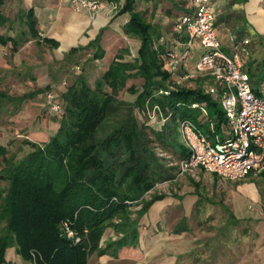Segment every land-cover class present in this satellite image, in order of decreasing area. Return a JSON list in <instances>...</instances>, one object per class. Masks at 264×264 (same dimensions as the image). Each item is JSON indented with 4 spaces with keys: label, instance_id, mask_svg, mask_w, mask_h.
<instances>
[{
    "label": "trees",
    "instance_id": "obj_1",
    "mask_svg": "<svg viewBox=\"0 0 264 264\" xmlns=\"http://www.w3.org/2000/svg\"><path fill=\"white\" fill-rule=\"evenodd\" d=\"M115 1L120 3L117 13L131 14L123 29L141 40L138 56L127 60L130 49L120 48L93 83L84 69L77 74L63 93L60 127L47 141L24 140L32 147L24 157L9 155L0 143V178L8 182L0 190V264H18L8 256L11 249L23 264H87L93 252L117 256L121 247L137 246L142 216L166 196L147 193L174 177L175 167L168 164L173 159L158 155L156 146L178 159L188 157L180 130L184 120L212 139L224 138L227 119L220 100L201 81L195 86L177 83L169 68L172 37L182 33L175 30L166 37L147 20L139 0ZM7 20L0 8V24ZM29 24L36 34L33 17ZM8 39L15 41L0 36L4 43ZM79 49H90V59L104 56L99 36L87 46L71 48L68 57ZM134 76L144 79L141 89L128 87L137 93L136 100L120 98ZM4 99L13 98L0 90V104ZM150 109L157 112V125L137 116L136 110L148 115ZM108 227L116 238L102 242Z\"/></svg>",
    "mask_w": 264,
    "mask_h": 264
},
{
    "label": "crops",
    "instance_id": "obj_2",
    "mask_svg": "<svg viewBox=\"0 0 264 264\" xmlns=\"http://www.w3.org/2000/svg\"><path fill=\"white\" fill-rule=\"evenodd\" d=\"M107 2L103 0L102 7L95 12L74 5L68 0H4L0 6L8 19L5 24H0V36L15 39V41L8 39L5 43L0 41V90L13 98L4 99L0 108L5 109V116L8 118L6 123H16L30 140L47 141L60 127L61 114L50 110L46 92L54 91L57 99L63 104V93L68 88L66 72L77 66L75 62L73 63L74 57L79 59L85 54L88 55L85 58L88 62L96 61L95 63L99 62L104 66L103 74L120 48L128 47L131 51V47L136 46L137 54L134 57L138 56L141 40L128 36L123 29L131 14L116 13L117 10H112ZM139 2V8L146 11V18L158 24L166 37L175 32L176 17L193 9L192 0H139ZM213 2L216 10L214 26L223 49L227 53H232L236 42L248 49V53L241 54L242 66L250 75L254 91L263 94L264 0H213ZM30 10L37 28L36 34H33L30 28L29 21L32 18ZM98 36L104 49L103 57L91 60L90 49H79L77 56L68 57L71 48L87 46ZM44 37L53 38L59 44L53 46L45 42ZM189 37L186 32H182L181 38L172 37L174 50L182 57L180 63L173 69L177 83L190 76L195 75V78L202 76L195 69L202 47L197 38L189 45ZM206 78L204 90L207 83H211L210 78ZM5 126L10 133L15 130L11 125ZM2 129L4 128H0L2 132H6ZM9 138L15 139L10 136ZM262 172L258 173L259 178L256 181L247 179L248 174L242 178L229 180L225 194L227 204L223 202L231 218L254 219L251 221L254 225L252 235L245 236L241 246L243 264H264V218L258 211L264 203ZM215 174L224 177L216 172L198 168L195 183H200L201 178H211L217 184L223 183ZM199 196L200 191L193 188L182 194L165 196L157 201L158 203H154L156 207L154 206L152 210L156 212L158 209L161 213L164 229L159 237L150 236L143 230L146 225L142 218L148 217L149 210L152 211L149 208L140 220V242L145 237L146 243L148 241L149 244L160 243L162 252L167 254V260H177L190 255L199 239V236L195 235L190 219ZM174 205L180 213V219L170 229L167 225V216ZM252 205L257 209H253ZM110 237H116L112 227L106 229L102 242ZM139 246L125 245L120 248L117 256L93 252L87 264H135L136 260L128 256V252L137 248L140 251L148 250ZM14 260L18 264H23L20 256Z\"/></svg>",
    "mask_w": 264,
    "mask_h": 264
},
{
    "label": "built area",
    "instance_id": "obj_3",
    "mask_svg": "<svg viewBox=\"0 0 264 264\" xmlns=\"http://www.w3.org/2000/svg\"><path fill=\"white\" fill-rule=\"evenodd\" d=\"M68 1L94 12L103 5V0ZM107 4L112 10L120 7L115 0ZM192 6L191 12L176 17L175 30L188 33L189 45L194 38L198 39L202 52L195 69L199 75L210 78L205 91L219 97L227 120L223 127L224 138L216 136L214 139L190 121H181L180 130L190 155L170 163L177 164L179 172H189L192 176L198 168L232 180L245 177L251 171L258 174L264 170V93L254 91L250 75L243 69L241 54L248 53V49L239 42L235 43L232 53L223 49L214 26L213 0H192ZM169 57L168 64L173 70L182 57L176 50L171 51ZM46 98L53 113L62 111L63 104L54 91H47ZM68 235H72L69 229Z\"/></svg>",
    "mask_w": 264,
    "mask_h": 264
},
{
    "label": "rangeland",
    "instance_id": "obj_4",
    "mask_svg": "<svg viewBox=\"0 0 264 264\" xmlns=\"http://www.w3.org/2000/svg\"><path fill=\"white\" fill-rule=\"evenodd\" d=\"M148 19L149 18L147 17V20ZM136 54V46H133L131 47L130 54H126V59H131ZM87 56L88 55L85 54L78 59L76 65H79V68L73 66L69 71L66 72L67 86L73 82L77 74L82 72L83 69L87 72L89 80L92 83L101 76L104 66L99 62L98 64L95 63L96 61L88 62V60L85 59ZM169 68L172 69L170 66ZM194 76H190L188 79L181 81L179 84L195 86L199 85V82L201 81L202 83L200 82V84H202L204 87V82H206L207 78H203L202 76L195 78ZM143 82L144 79L141 76L130 77V79L127 81L126 87L119 92V97L127 101H135L137 93L129 91L128 87L133 84L141 89ZM63 111L64 105L60 114H62ZM136 113L140 120L146 119L149 124L157 125V112L155 110L150 109L148 115H144L138 110H136ZM6 120H8V118L5 116V109L0 108V128L3 127L4 129L2 130L6 131L2 132L0 130V141L2 144L7 146L9 155H15L17 159H20L32 149V147L24 141L29 138L25 137L26 133L23 132L21 128H18L16 123L9 124L6 123ZM5 124H7L9 127L12 126V129L15 130L10 133L9 130L7 131V129H5ZM9 136L15 139L13 140L9 138ZM156 150L157 154L162 157L178 160V158H176L174 155H171L168 151H165L159 145L156 146ZM168 164L172 166V168L175 167V169L172 171L174 177L157 182L156 185L147 193V195L150 196L153 194L165 193L166 196H173L188 192L189 190L191 191L193 188H195L196 191H200L201 196L198 197L199 200L194 206L190 216L191 224L194 226V232L196 233L195 235L199 236L198 241L195 243L194 251L186 257L179 258L177 260H167V254L162 252V245L160 243L149 244V241L146 243L145 237H143L142 242L139 240V247L144 249L147 248L148 253L146 250L140 251L137 250V248L131 252L129 251L128 256H131L136 260L135 264H193L194 262V264H243V258L241 257V246L244 242L245 236L252 235V230L254 227L252 222L254 219L244 217L231 218L228 209H225L223 202H227L225 201L226 190H228L227 183H230L229 180L232 179L220 177L219 175L215 174V177L218 180L221 179L223 183L220 182L217 184L211 178H201L199 181L200 183L196 184L195 182L197 181L194 179L197 175L192 176V174L189 172H179L178 165L175 163H170L169 159ZM258 176L259 174L251 171L248 174L247 179L256 181L259 178ZM260 177H262L261 174ZM7 186L8 182L3 181L0 178V190H3ZM159 200H156L154 203H158L157 201ZM154 203L150 206L151 210L154 209V206L156 207ZM252 208L257 209L254 205H252ZM156 210V212L152 210V213L149 210L147 215L148 217L144 216L142 218V221H145L146 225V228H143V230L147 231L148 234L153 237H159L162 234V230L164 229L161 213L158 209ZM258 211L260 216L264 218V203L261 205V208L258 209ZM167 218V225L171 229L173 228V225H175V223L180 219V213L175 205L172 206ZM8 256L12 259L19 258L13 249L10 250Z\"/></svg>",
    "mask_w": 264,
    "mask_h": 264
},
{
    "label": "bare ground",
    "instance_id": "obj_5",
    "mask_svg": "<svg viewBox=\"0 0 264 264\" xmlns=\"http://www.w3.org/2000/svg\"><path fill=\"white\" fill-rule=\"evenodd\" d=\"M242 188H243V187H242ZM127 257H128V256H127ZM124 260H125V259H124ZM124 260H123V261H124ZM125 261H126V260H125ZM107 262H108V261H107ZM111 263H112V262H111Z\"/></svg>",
    "mask_w": 264,
    "mask_h": 264
}]
</instances>
